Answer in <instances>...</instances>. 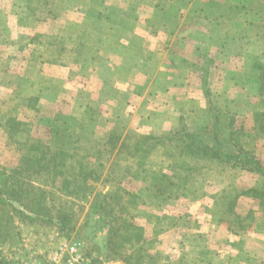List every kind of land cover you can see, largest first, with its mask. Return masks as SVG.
I'll list each match as a JSON object with an SVG mask.
<instances>
[{
  "label": "rangeland",
  "instance_id": "obj_1",
  "mask_svg": "<svg viewBox=\"0 0 264 264\" xmlns=\"http://www.w3.org/2000/svg\"><path fill=\"white\" fill-rule=\"evenodd\" d=\"M100 2L108 13L102 20H88V10L95 11ZM166 3L175 6V19L162 15L169 10ZM228 3L236 6L234 17L222 11ZM219 10L228 16L216 25ZM156 15L162 20L156 21ZM224 32L243 40L231 45ZM181 54L193 66L176 58ZM248 61L264 62V5L259 8L255 0H0V187L14 169L23 170L21 162L33 143L48 145L44 127L59 111L76 117L72 128L87 127L102 141L112 131L120 136L113 154L100 158L97 144L88 140L94 136H80L74 144L73 165L88 164L95 169L94 178L99 174L89 181L88 194L86 189L76 190L75 196L61 194L37 166L23 171L19 177L26 186H35L24 197L27 191L43 190L49 213H73V227L61 231L47 219L10 213L13 234L0 240V256L10 264H22L27 256L48 264L61 246L77 243L83 264L92 258L108 264L104 249L100 252L96 245L104 246L109 232L98 193H110L127 206L144 233L141 244L119 237L120 230L113 232L121 245L116 264H138L141 254L140 264H196L198 257L215 261L228 225L240 226L236 215L220 220V206H214L220 192L235 195L259 187L264 175L208 161L192 164L195 170L182 169L192 156L180 140L161 143L141 166L137 155L116 153L124 141L136 143L147 134L164 138L182 123L203 127L211 121V89L220 108L228 99L237 100L241 142L264 165V137L256 135L250 112L257 97L249 92L243 72ZM236 82L243 86L234 87ZM101 161L104 170L96 173ZM140 168L165 175L169 201L160 203L143 189L151 179ZM250 198L237 202L235 211L240 219L253 213L250 227L240 233L260 249L262 243L248 235L253 224L264 222V210Z\"/></svg>",
  "mask_w": 264,
  "mask_h": 264
},
{
  "label": "trees",
  "instance_id": "obj_2",
  "mask_svg": "<svg viewBox=\"0 0 264 264\" xmlns=\"http://www.w3.org/2000/svg\"><path fill=\"white\" fill-rule=\"evenodd\" d=\"M259 8L264 5V0H255ZM104 2L99 3L98 7L95 8V11L91 9L87 12V19L90 20L91 17L94 20H102L105 16L104 13H108ZM225 8L222 11H225L228 14H231L234 17L235 5L226 4ZM214 9V8H213ZM226 13H222L219 10L217 24L220 25V19H224L223 16L227 17ZM154 18L156 21L162 20L158 15ZM219 32V30H218ZM225 41L229 44H236L239 40L237 37L229 36V33L224 32ZM228 37V39H227ZM177 59L182 61L183 65L193 66V62L189 59H186L184 55L176 56ZM212 61V59H210ZM185 66V67H186ZM199 67V66H198ZM244 77L246 79L245 83L247 84L249 92L254 94L257 97V103L254 105L252 112L254 119V130L257 136L264 137V62H252L248 61L243 64ZM205 82V80H204ZM253 87V88H252ZM211 89H207V97L209 100V115L211 121H207L201 128H191L188 125H182L176 127L172 134L164 136L162 138L156 134H147L144 135L141 141L136 143L122 142L120 149H118L117 155L120 152L131 153L132 155H137L139 159L143 162L138 164L144 165V161L153 153L159 145L168 144L171 140H180L184 147L191 154L192 161L187 163L182 169H197L195 164L196 162L208 161L210 164L219 165L220 168L225 165V167H231L234 169H248L260 172L264 175V165L262 161L254 155V151L246 148L240 139V131L237 127L238 121V109L236 99H228L223 103L222 107H218L217 101L214 100L216 96L211 94ZM211 95V96H210ZM223 92H220V97L224 96ZM234 102V106L232 103ZM235 107V110H232ZM238 110V111H237ZM52 119L48 121L47 125L44 127V132L47 135H50L48 145L38 146L37 143L31 145V150L27 157H25L21 162L20 172L16 169L4 179V184L0 187V240L5 242L8 237L12 236V229L14 224L11 223L8 226V214L17 213L20 216L31 217V219H41L44 222L47 220L50 221L52 225L57 224L61 231L68 228H72L73 224H70L71 213L70 215H58L54 217L50 214V210L45 207L46 193L43 190L33 191V194L28 193L27 198L24 197L26 189H34V185H27L24 180L19 176L24 172H29L31 169L35 170L37 166L39 174L41 170L45 169L46 174L51 179L52 188H57L60 190V193L68 196H75V191L79 189H86L85 193L88 194L92 192V187L90 186V180H98L99 174L96 178L93 177L95 169L90 165L77 163L73 165V155L76 149L75 145L80 136L91 135L86 130L90 129L84 126L80 129L72 128V122L78 123V120L74 116L65 115L63 112L59 111L55 114ZM77 120V121H76ZM59 124V125H58ZM89 126V125H88ZM91 136H94L91 142L97 144V158H100L101 154H110L112 155L116 149L115 144L120 139V136L115 131L109 132L104 138V141L98 134L93 133ZM87 138V137H86ZM96 140V142H94ZM97 140L99 142H97ZM166 140V141H164ZM34 151V153H33ZM40 152V153H37ZM49 155V156H47ZM106 158V157H105ZM105 158L103 160H105ZM53 163V164H52ZM143 163V164H142ZM105 161L98 163L96 173L102 172L104 170ZM227 165V166H226ZM76 167V170L74 171ZM224 167V168H225ZM141 171L146 172L147 177L150 175L149 181H146L143 189L149 192V195L155 199H158V202L162 203L170 200L171 196L165 190H163V180L166 179L164 174L154 173L148 169L140 168ZM79 174L82 175L78 176ZM153 174V175H152ZM57 182L60 185L56 186ZM172 184L175 183L174 180L170 181ZM170 184V183H169ZM264 185L252 186L248 189L240 191L238 194L232 195L226 191L220 192V199L215 201L214 206H220V220L223 217L230 218L235 216L239 218V229L237 228V233L241 230H245L246 227L251 225L253 220V213L247 215L246 218L240 219L235 211V206L240 195H246L253 197L259 201L260 210H264ZM88 188V189H87ZM88 190V191H87ZM39 192H41L39 194ZM99 200H101L102 209L106 219V223L109 225V232L106 237V242L104 246L96 245V249H99L100 252L104 249V253L109 260H116L118 250L121 245L115 243L113 240V232L122 231L121 238H130L135 240L138 243L143 244L144 242V233L142 226L139 223L135 222L132 217L133 214L127 210V206L122 205L114 196L110 193H98ZM134 201H136L138 195L134 194ZM27 200V203L24 202V199ZM168 200V201H169ZM19 205L20 207H17ZM25 211L29 212L26 213ZM8 218V219H6ZM225 219V218H224ZM223 219V220H224ZM55 220L57 222L55 223ZM236 227V225L234 224ZM232 229V228H231ZM143 241V242H142ZM136 247V246H134ZM137 249V248H136ZM99 253V251H98ZM101 254V253H100ZM132 257V256H131ZM129 257V258H131ZM123 262H127L122 256L118 257ZM140 262L144 259L143 254L139 256ZM99 261H96L92 258L91 264H97ZM138 262V264H140ZM0 264H10L5 258L0 256Z\"/></svg>",
  "mask_w": 264,
  "mask_h": 264
},
{
  "label": "crops",
  "instance_id": "obj_3",
  "mask_svg": "<svg viewBox=\"0 0 264 264\" xmlns=\"http://www.w3.org/2000/svg\"><path fill=\"white\" fill-rule=\"evenodd\" d=\"M167 7L169 10L166 11L165 14L162 13V15L175 19V17L173 16L175 6L174 5L170 6L169 4H167ZM241 84H242L241 82H236L234 84V87L236 88L242 87L243 84L242 85ZM160 92L161 91H158V93ZM155 95L160 96L161 94L158 95L156 93ZM246 199L252 200V198L247 196V197H240L237 202L238 203L244 202ZM248 210H252V207H248ZM252 228L254 231L251 232L248 236L252 237V241L259 240V242L262 243L260 249L259 246H257L256 248L253 245L252 247L251 240L249 242V240L244 237L245 234H241L240 232L237 233V228L234 226V224L232 225V227L228 225V231L225 234V236H227L226 239H220V245H222V243L224 242V246L222 247V251L220 250V254H218L216 260L214 261L205 258V260L202 261V259L198 257V259H196L197 261L196 264H264V222L253 224ZM250 244H251V248L249 246ZM206 259L208 261H206ZM199 260L202 262H198ZM109 261L110 262H108V264H114V263L116 264L120 262L117 260H109Z\"/></svg>",
  "mask_w": 264,
  "mask_h": 264
},
{
  "label": "built area",
  "instance_id": "obj_4",
  "mask_svg": "<svg viewBox=\"0 0 264 264\" xmlns=\"http://www.w3.org/2000/svg\"><path fill=\"white\" fill-rule=\"evenodd\" d=\"M85 262V257L79 251L78 244H64L60 247L58 251L48 260V264H83ZM22 264H44L35 259H29L25 257Z\"/></svg>",
  "mask_w": 264,
  "mask_h": 264
}]
</instances>
